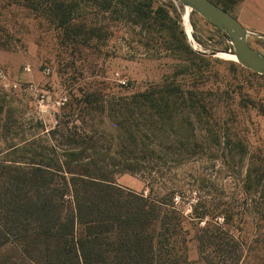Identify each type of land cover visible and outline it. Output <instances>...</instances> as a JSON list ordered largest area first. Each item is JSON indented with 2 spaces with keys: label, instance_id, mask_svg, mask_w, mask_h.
<instances>
[{
  "label": "rangeland",
  "instance_id": "374dc122",
  "mask_svg": "<svg viewBox=\"0 0 264 264\" xmlns=\"http://www.w3.org/2000/svg\"><path fill=\"white\" fill-rule=\"evenodd\" d=\"M158 7L167 19L157 30L103 13L80 17L108 36L75 44L21 0H0V161L19 158L31 142L39 150L50 130L59 131L54 139L66 128L106 142L102 134L114 126L80 103L85 94L106 99L164 85L176 87V96L191 92L203 106L190 114L194 137L181 141L169 132L146 140L158 150L150 177L112 174V181L150 202L164 200L167 219L159 232L179 264H231L239 250L237 264H264V75L232 60L226 35L194 11L188 41L177 0H151V9ZM228 13L264 35V0H242ZM247 42L264 56L263 38ZM64 96L68 105L52 107ZM46 142L60 152L52 139ZM111 150L112 158H122Z\"/></svg>",
  "mask_w": 264,
  "mask_h": 264
},
{
  "label": "trees",
  "instance_id": "16d2710c",
  "mask_svg": "<svg viewBox=\"0 0 264 264\" xmlns=\"http://www.w3.org/2000/svg\"><path fill=\"white\" fill-rule=\"evenodd\" d=\"M21 1L62 28L75 44L108 36L103 29L86 28L78 20L87 14H108L110 21L152 30L164 28L167 19L161 7L151 9V0ZM210 1L228 12L242 0ZM176 90L152 86L106 99L85 94L80 103L91 112L105 114L114 126L113 133L102 134L106 142L96 133L79 136L66 128L54 139L59 131L50 130L39 150L31 142L19 158L8 164L1 160L0 264H179L180 257L162 238L165 232H159L167 219L164 200L150 202L111 178L122 173L150 177L158 150L146 140L169 132L181 141L194 137L190 114H200L203 106L191 92L182 97L175 95ZM98 140L103 144L98 145ZM112 147L121 159L112 158ZM159 148L165 154V147ZM177 217L173 221L178 223L182 218ZM240 254L239 250L231 264H237Z\"/></svg>",
  "mask_w": 264,
  "mask_h": 264
},
{
  "label": "water",
  "instance_id": "95a60500",
  "mask_svg": "<svg viewBox=\"0 0 264 264\" xmlns=\"http://www.w3.org/2000/svg\"><path fill=\"white\" fill-rule=\"evenodd\" d=\"M183 7L197 13L221 32H223L231 47L235 61L243 68L259 75H264V56L254 50L247 42L248 36L264 39V35L246 30L230 13L223 10L210 0H177ZM201 54L205 55L204 52ZM211 53L210 55H215Z\"/></svg>",
  "mask_w": 264,
  "mask_h": 264
},
{
  "label": "bare ground",
  "instance_id": "6f19581e",
  "mask_svg": "<svg viewBox=\"0 0 264 264\" xmlns=\"http://www.w3.org/2000/svg\"><path fill=\"white\" fill-rule=\"evenodd\" d=\"M183 9H184V12H183V15L181 16L182 17V25H183L184 32H185V35L187 36L188 41H191V31H190V25H189V21H188L189 12H191V10L188 8H185V7H183ZM193 48H195L194 45H193ZM224 55H226V54H217L216 56L219 57V56H224ZM227 55L230 56L231 59L235 61V58L233 55H231V54H227Z\"/></svg>",
  "mask_w": 264,
  "mask_h": 264
},
{
  "label": "built area",
  "instance_id": "2783aa9c",
  "mask_svg": "<svg viewBox=\"0 0 264 264\" xmlns=\"http://www.w3.org/2000/svg\"><path fill=\"white\" fill-rule=\"evenodd\" d=\"M26 70H27V68H25ZM43 73L44 74H48V70L47 69H45L44 71H43ZM16 85H14L13 87H15ZM30 89H32L31 87H30ZM41 99H42V96H41ZM67 101H68V99L64 96V97H62V98H60L58 101H56V102H54L53 104H52V107H56V109H60V108H62L63 106H65V104L67 103Z\"/></svg>",
  "mask_w": 264,
  "mask_h": 264
},
{
  "label": "crops",
  "instance_id": "0c3cea01",
  "mask_svg": "<svg viewBox=\"0 0 264 264\" xmlns=\"http://www.w3.org/2000/svg\"><path fill=\"white\" fill-rule=\"evenodd\" d=\"M134 182H136V181H134ZM134 182H133V183H134Z\"/></svg>",
  "mask_w": 264,
  "mask_h": 264
}]
</instances>
